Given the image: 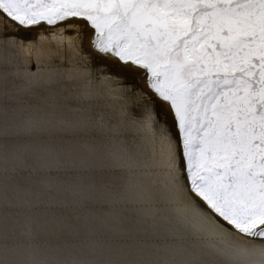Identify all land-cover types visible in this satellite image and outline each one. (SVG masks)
<instances>
[{
    "label": "snow or ice",
    "instance_id": "6c2138e0",
    "mask_svg": "<svg viewBox=\"0 0 264 264\" xmlns=\"http://www.w3.org/2000/svg\"><path fill=\"white\" fill-rule=\"evenodd\" d=\"M0 264H264V0H0Z\"/></svg>",
    "mask_w": 264,
    "mask_h": 264
}]
</instances>
